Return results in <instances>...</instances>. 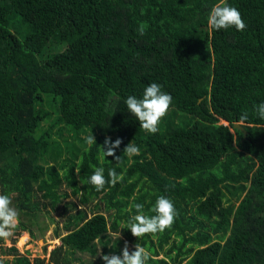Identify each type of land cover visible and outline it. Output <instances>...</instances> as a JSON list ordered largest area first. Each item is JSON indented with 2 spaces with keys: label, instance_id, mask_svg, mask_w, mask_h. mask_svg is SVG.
I'll return each instance as SVG.
<instances>
[{
  "label": "trees",
  "instance_id": "1",
  "mask_svg": "<svg viewBox=\"0 0 264 264\" xmlns=\"http://www.w3.org/2000/svg\"><path fill=\"white\" fill-rule=\"evenodd\" d=\"M218 2L0 0V194L19 211L2 264H104L127 240L147 264H264V0H227L243 31L208 28ZM151 83L172 97L155 134L124 103ZM105 137L121 139L118 160L103 157ZM129 142L139 155H125ZM96 167L123 180L97 192ZM161 195L176 209L170 228L121 229L136 203L154 215ZM72 198L48 262L21 255L22 233L42 237V207L50 216Z\"/></svg>",
  "mask_w": 264,
  "mask_h": 264
},
{
  "label": "clouds",
  "instance_id": "2",
  "mask_svg": "<svg viewBox=\"0 0 264 264\" xmlns=\"http://www.w3.org/2000/svg\"><path fill=\"white\" fill-rule=\"evenodd\" d=\"M207 26L210 30H227L234 27L237 31H243L246 24L242 19L241 13L227 3V0H219L214 4L207 17ZM146 25L141 24L137 31L141 36L145 34ZM128 113L134 116L139 121V127L146 133L155 134L158 131V125L162 117L167 114V111L172 103L170 94L161 90V85L151 83L144 91L141 98L129 95L124 100ZM255 115L259 120L264 121V101L254 105ZM248 120V113L243 112L239 116V125H244ZM87 145L90 147L95 142L92 134L85 137ZM121 139L117 138L112 141L110 137H105L104 146L101 147L103 157L115 155V150L120 146ZM123 152L128 157L140 154V148L129 142L123 149ZM105 169L96 167L88 178V183L92 185L97 192L104 189L108 184L114 187L118 182L123 180V175L118 174L115 169H108L107 179L105 177ZM136 210L135 215H131L126 223L121 226V229H129L131 235L137 239L145 235L163 233L170 228L174 223L177 215L176 209L172 201L165 196H158L150 212L154 215H145L143 205L136 203L133 206ZM19 226V211L12 206V197L6 194H0V240L4 244L11 246V238L14 236L16 229ZM151 258V253L136 243L134 250L129 252L127 242L121 253L116 254H100V259L104 264H147ZM4 258L0 257V264Z\"/></svg>",
  "mask_w": 264,
  "mask_h": 264
},
{
  "label": "rangeland",
  "instance_id": "3",
  "mask_svg": "<svg viewBox=\"0 0 264 264\" xmlns=\"http://www.w3.org/2000/svg\"><path fill=\"white\" fill-rule=\"evenodd\" d=\"M221 124L224 127H226V122H222ZM65 135L67 136V134ZM72 202L79 203V201L74 198L65 200L63 204L59 206L61 210L58 213L51 212L50 216L48 215L47 211L50 210L51 208L45 209L42 207L43 211L41 212V216H40V225L41 227H43L42 237L33 239L28 233H22V235L18 238L16 242V247L18 248L19 253L21 255L28 256L31 260H34L36 258H41V259L45 258L46 262H48L51 251L61 244V242L56 239L55 230L57 228L58 222L60 228L63 227L66 218L63 219L62 218L63 216H60L59 214L63 212L66 203H72ZM90 211L91 208H88V212ZM72 214H74L73 211H71L68 215H72ZM15 235L16 234H14V236L11 238V246L14 244L13 239L15 238ZM25 236L27 237L26 239ZM127 245L129 251H131L135 247V245L130 240H127ZM162 257L163 254H161L160 258Z\"/></svg>",
  "mask_w": 264,
  "mask_h": 264
},
{
  "label": "water",
  "instance_id": "4",
  "mask_svg": "<svg viewBox=\"0 0 264 264\" xmlns=\"http://www.w3.org/2000/svg\"><path fill=\"white\" fill-rule=\"evenodd\" d=\"M234 129L240 131L242 134L245 135V132L243 131V128L241 127V125H235Z\"/></svg>",
  "mask_w": 264,
  "mask_h": 264
},
{
  "label": "bare ground",
  "instance_id": "5",
  "mask_svg": "<svg viewBox=\"0 0 264 264\" xmlns=\"http://www.w3.org/2000/svg\"><path fill=\"white\" fill-rule=\"evenodd\" d=\"M27 237L25 236V239H26Z\"/></svg>",
  "mask_w": 264,
  "mask_h": 264
}]
</instances>
